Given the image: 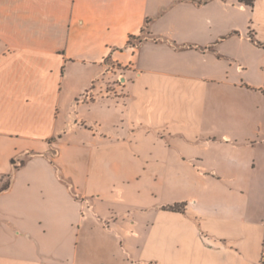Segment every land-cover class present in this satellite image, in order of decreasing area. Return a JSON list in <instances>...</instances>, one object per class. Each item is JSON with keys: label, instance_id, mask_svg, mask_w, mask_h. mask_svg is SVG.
I'll use <instances>...</instances> for the list:
<instances>
[{"label": "crops", "instance_id": "0c3cea01", "mask_svg": "<svg viewBox=\"0 0 264 264\" xmlns=\"http://www.w3.org/2000/svg\"><path fill=\"white\" fill-rule=\"evenodd\" d=\"M260 145L264 0H0V264H261Z\"/></svg>", "mask_w": 264, "mask_h": 264}, {"label": "rangeland", "instance_id": "374dc122", "mask_svg": "<svg viewBox=\"0 0 264 264\" xmlns=\"http://www.w3.org/2000/svg\"><path fill=\"white\" fill-rule=\"evenodd\" d=\"M256 151L257 153H262L261 162L254 168L250 167V170L246 171L245 187H243V192L239 191L237 198L239 214L242 215L244 212H247L249 221L251 220L254 223V233L256 240H263L261 264H264V187L259 186L264 177V145L257 146ZM101 222L105 223L106 221L103 220ZM87 237L88 236L86 235L85 230L81 229L78 236L77 246L80 255H86L87 253L86 248H84V246L87 245ZM89 237H92V240H90L91 242L105 243L104 237L100 234L90 235ZM224 241L225 240H222V243L226 244V241ZM127 259L131 261L133 258L127 255ZM235 260H237V258H235Z\"/></svg>", "mask_w": 264, "mask_h": 264}, {"label": "trees", "instance_id": "16d2710c", "mask_svg": "<svg viewBox=\"0 0 264 264\" xmlns=\"http://www.w3.org/2000/svg\"><path fill=\"white\" fill-rule=\"evenodd\" d=\"M239 1L244 2V3H246V4H249V5H252L254 0H239ZM133 38H135V36H130V39H129L128 42L131 43V40H132ZM170 208H171V209H179L178 205L170 206Z\"/></svg>", "mask_w": 264, "mask_h": 264}, {"label": "built area", "instance_id": "2783aa9c", "mask_svg": "<svg viewBox=\"0 0 264 264\" xmlns=\"http://www.w3.org/2000/svg\"><path fill=\"white\" fill-rule=\"evenodd\" d=\"M117 82L120 83V76L117 77ZM89 92H86V94L84 96H88Z\"/></svg>", "mask_w": 264, "mask_h": 264}]
</instances>
